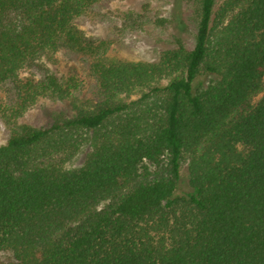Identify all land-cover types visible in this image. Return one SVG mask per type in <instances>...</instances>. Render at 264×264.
<instances>
[{"label":"trees","instance_id":"1","mask_svg":"<svg viewBox=\"0 0 264 264\" xmlns=\"http://www.w3.org/2000/svg\"><path fill=\"white\" fill-rule=\"evenodd\" d=\"M98 1L0 0V88L17 91L0 104V264H264V0H188L194 46L175 35L157 60L87 35L75 19ZM61 46L92 58L99 99L74 73L22 74ZM43 97L70 109L21 121Z\"/></svg>","mask_w":264,"mask_h":264},{"label":"rangeland","instance_id":"2","mask_svg":"<svg viewBox=\"0 0 264 264\" xmlns=\"http://www.w3.org/2000/svg\"><path fill=\"white\" fill-rule=\"evenodd\" d=\"M75 21L87 35L109 42V56L126 60H157L164 49L174 45L175 35L183 36L188 47L192 48L197 29L193 6L188 0H99ZM91 61L88 55L61 46L37 57L22 74L39 79L51 72L65 76L74 73L79 79L74 94L81 99L96 100L101 96L96 77L91 73ZM263 93L264 89L253 103ZM16 97L12 81L0 88V104L11 105ZM69 109L68 100L43 97L28 108L20 120L43 125L51 120L54 112ZM10 133V126L0 110V144L8 140ZM83 158L84 154H80L69 165L80 164ZM189 189L188 157H185L178 190L184 192Z\"/></svg>","mask_w":264,"mask_h":264}]
</instances>
